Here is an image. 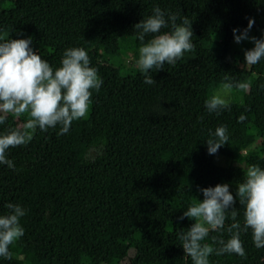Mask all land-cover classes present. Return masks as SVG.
Returning a JSON list of instances; mask_svg holds the SVG:
<instances>
[{
    "label": "trees",
    "instance_id": "trees-1",
    "mask_svg": "<svg viewBox=\"0 0 264 264\" xmlns=\"http://www.w3.org/2000/svg\"><path fill=\"white\" fill-rule=\"evenodd\" d=\"M155 7L166 19L176 14L177 24L191 21L195 49L174 66L152 70L156 83L148 85L145 74L124 75L119 64L106 63V49L130 44L139 55L156 34L141 42L133 26ZM249 18L248 35L264 37V0H0V42L31 37L30 47L54 70L65 50L83 48L103 81L92 90L87 116L66 134L60 125L37 129L27 145L7 150L14 167L0 164V216L9 214L7 204H18L34 231L24 229L0 264H102L110 255L126 264H192L177 236L194 221L178 218L203 201L200 189L227 184L236 198L247 169H264V58L245 65L244 52L254 45L236 43L233 34ZM171 30L169 24L160 34ZM231 69L247 74L249 88L232 91L230 107L210 113L205 101ZM26 119L8 114L0 135ZM220 126L227 128V144L209 154L206 141ZM248 132L259 143L243 154L237 141ZM73 142L76 150L69 148ZM90 149L98 153L87 159ZM215 156L227 165L213 164ZM232 207L236 220L229 213L224 229L210 231L202 243L226 241L234 222L243 228L238 198ZM240 239L246 257L213 253L209 264L264 263V247H255L251 230Z\"/></svg>",
    "mask_w": 264,
    "mask_h": 264
},
{
    "label": "clouds",
    "instance_id": "clouds-1",
    "mask_svg": "<svg viewBox=\"0 0 264 264\" xmlns=\"http://www.w3.org/2000/svg\"><path fill=\"white\" fill-rule=\"evenodd\" d=\"M176 14L167 16L159 7L153 9V14L146 20L135 24L137 38L143 42L145 36L156 34L139 48L138 69L145 73L144 83L155 84L150 75L152 70H164L165 64L175 65L185 53L195 49L191 21L181 18L177 24ZM170 32L161 33L168 28ZM254 25V19L249 18L245 29L237 35L233 29L234 40L240 43L251 40L254 47L244 52L245 65H255L264 58V37H250L249 31ZM32 39H10L0 42V125L7 120L8 114L19 118L26 116V122L20 129L8 131L0 135V164L13 168V163L7 159L9 148L27 145L37 129L47 131L60 125V134H66L72 122L83 119L89 112L92 90L99 91L102 79L98 70L90 67V59L83 48H69L63 53L60 67L55 70L49 63L30 47ZM228 81L229 78L225 77ZM247 90L249 84L242 82H225L221 88L205 101L210 113L219 114L230 107L228 97L233 89ZM212 139L206 141L209 154L227 144V128L217 127L211 133ZM203 201L192 204L183 215L194 221L187 231H181L177 238L181 241L184 255L191 258L192 264H209V256L236 254L246 257L240 239L241 231L252 233V240L257 248L264 247V169L252 165L247 169L246 179L237 185L236 198L244 208L243 228L239 222L232 223L227 232L230 238L212 237V243H202L210 231L224 229L225 221L230 213L236 220L237 209L233 208L236 198L229 191L227 184L200 189ZM8 215L0 216V257L11 258L9 246L24 235L20 220L26 210L18 204L9 203ZM229 209H231L229 211ZM218 244L219 247H214Z\"/></svg>",
    "mask_w": 264,
    "mask_h": 264
},
{
    "label": "rangeland",
    "instance_id": "rangeland-1",
    "mask_svg": "<svg viewBox=\"0 0 264 264\" xmlns=\"http://www.w3.org/2000/svg\"><path fill=\"white\" fill-rule=\"evenodd\" d=\"M106 53L108 54L106 63L112 64V65L119 64L121 66L122 73L124 75H131V74L144 75L145 74V73H142L137 67L136 62L139 58V55H136L134 47L132 45L128 44L125 49L120 48V47L117 49L108 48L106 49ZM225 77H228L229 80L226 81ZM246 77H247V74L240 69H231L227 71L225 75L223 76L220 87L216 91H214L213 94L221 88L223 83L225 82L245 83ZM233 91L242 92V90H237L235 88L233 89ZM226 98L229 100V96ZM237 143L241 149V152L244 154L248 152L249 150L253 149L254 147H256L259 143V140L256 138V136L253 133L248 132L244 136L240 137ZM69 148L71 150H76V143L74 142L70 143ZM97 153L98 151L96 149H90L86 154V158L92 159ZM212 162L213 164L218 165V166L227 165V161L221 156L213 157ZM22 222L23 223L26 222V224L22 225L21 224ZM20 224L26 231L30 233L34 231V227L29 221L28 212L25 214L24 217L21 218ZM12 251L16 255L18 252V249L15 246H12ZM126 262L127 260L125 258H121L115 255H110L105 259V261L102 264H126ZM260 264H264V263H260Z\"/></svg>",
    "mask_w": 264,
    "mask_h": 264
}]
</instances>
